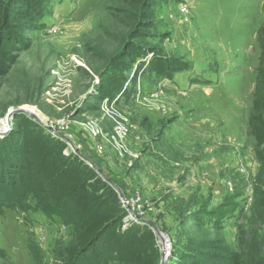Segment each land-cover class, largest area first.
<instances>
[{"label":"rangeland","instance_id":"1","mask_svg":"<svg viewBox=\"0 0 264 264\" xmlns=\"http://www.w3.org/2000/svg\"><path fill=\"white\" fill-rule=\"evenodd\" d=\"M18 1L0 0L16 27L0 68V141L35 131L40 148L44 139L55 155H75V169L102 179L120 206L140 196L141 216L121 207L116 229H150L158 264L164 244L169 258L188 241L237 251L243 236L264 257V167L247 133L264 0H147L146 15L125 0ZM19 179L0 189V264H69L76 236L65 198ZM116 254L103 248L84 264H118Z\"/></svg>","mask_w":264,"mask_h":264},{"label":"trees","instance_id":"2","mask_svg":"<svg viewBox=\"0 0 264 264\" xmlns=\"http://www.w3.org/2000/svg\"><path fill=\"white\" fill-rule=\"evenodd\" d=\"M125 2L129 7L142 11L144 15L148 13L147 0ZM10 6L17 8L20 2L10 0ZM15 39L16 27L13 17L0 5V68L6 65ZM256 42L259 54L247 133L254 140V158L264 167V21L257 31ZM149 66L147 63L141 73H148ZM135 78L136 74L132 78L133 86L136 85ZM124 94L126 95V91ZM25 130L26 128H22L13 131L9 137L0 141V189L8 182L10 185L21 186L19 178L29 177L41 190L52 184L51 193L65 198L66 210L69 209L72 215L71 221L76 236L75 246L65 253L66 261L69 264H84L87 259L94 258L97 251L110 248L119 251V254L113 256V260L118 264H158L159 252L154 233L150 229L138 225H132L124 232L116 229L121 226L124 216L118 197L111 187L98 177H86V174H83L84 165L75 169L76 164L81 162L75 155H55V144L44 139L42 141L47 144L46 148H40L36 143L39 134L32 131L27 135L24 134ZM29 135H32L33 139L28 142ZM41 152L46 154L41 155ZM47 156H54L55 161L60 163L59 172L50 171L45 162H54ZM92 173V170L88 169L87 175ZM86 183L89 184V189H85ZM260 208L258 218L259 222L264 224V202L260 203ZM220 246L221 243L214 240L188 241L184 247L171 254L167 264H264V257L261 256V248L255 237L243 236L237 251Z\"/></svg>","mask_w":264,"mask_h":264},{"label":"built area","instance_id":"3","mask_svg":"<svg viewBox=\"0 0 264 264\" xmlns=\"http://www.w3.org/2000/svg\"><path fill=\"white\" fill-rule=\"evenodd\" d=\"M2 132H3V130L0 126V134H2ZM120 133L121 132H118V136ZM141 201L142 200L140 199V196L135 197L134 195L131 197L130 196H127V197L123 196L120 199L121 207L123 209H127V210L129 209V212H131V214L134 216L135 219L132 217L131 218L132 220H136L138 218L137 217L138 215L141 216V211H140L142 209V206H141L142 202ZM163 246L165 247V249L163 248L164 258H168V255H169V252L167 251L168 246H167V244H164Z\"/></svg>","mask_w":264,"mask_h":264},{"label":"water","instance_id":"4","mask_svg":"<svg viewBox=\"0 0 264 264\" xmlns=\"http://www.w3.org/2000/svg\"><path fill=\"white\" fill-rule=\"evenodd\" d=\"M262 11H263V13H264V8L262 9ZM19 112L25 113V114H26L27 116H29L30 118L37 120V117H36L34 114H32V113H29V112H26V111H19ZM81 158H82V160H83L85 163L89 164L91 167H94V165H93L88 159H86L85 157H81ZM96 171L100 174V172H99L98 170H96ZM100 175H102V174H100ZM101 177H102V176H101ZM102 178H103L107 183H109L111 186L115 187V186L111 183V181H110L109 178H107V177H102ZM116 189H117V192L121 195V191H119L118 188H116ZM146 224H148V225L153 229V231L155 232V234H156L157 237H162V234L158 231V229L155 227V225H154L153 223L147 222ZM160 264H167V263H166V259H165L164 257H162Z\"/></svg>","mask_w":264,"mask_h":264},{"label":"bare ground","instance_id":"5","mask_svg":"<svg viewBox=\"0 0 264 264\" xmlns=\"http://www.w3.org/2000/svg\"><path fill=\"white\" fill-rule=\"evenodd\" d=\"M26 112L32 113L31 111H28V110H26ZM32 114H33V113H32ZM164 249H165V247H164Z\"/></svg>","mask_w":264,"mask_h":264},{"label":"crops","instance_id":"6","mask_svg":"<svg viewBox=\"0 0 264 264\" xmlns=\"http://www.w3.org/2000/svg\"><path fill=\"white\" fill-rule=\"evenodd\" d=\"M105 99H107V98H105ZM127 192H130V190H129V189H127Z\"/></svg>","mask_w":264,"mask_h":264}]
</instances>
